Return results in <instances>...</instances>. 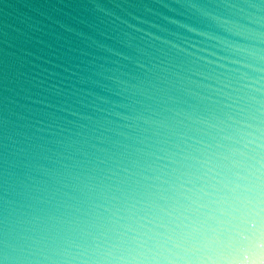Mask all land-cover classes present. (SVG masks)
I'll list each match as a JSON object with an SVG mask.
<instances>
[{"label":"water","instance_id":"1","mask_svg":"<svg viewBox=\"0 0 264 264\" xmlns=\"http://www.w3.org/2000/svg\"><path fill=\"white\" fill-rule=\"evenodd\" d=\"M0 264H264V0H0Z\"/></svg>","mask_w":264,"mask_h":264}]
</instances>
